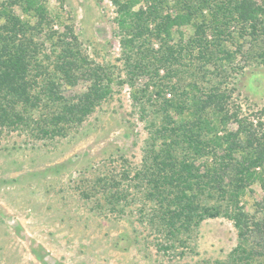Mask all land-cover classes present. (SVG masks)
<instances>
[{
	"label": "trees",
	"instance_id": "16d2710c",
	"mask_svg": "<svg viewBox=\"0 0 264 264\" xmlns=\"http://www.w3.org/2000/svg\"><path fill=\"white\" fill-rule=\"evenodd\" d=\"M109 2L122 72L91 57L49 0H0V135L63 136L127 85L147 130L141 160L82 194L118 210L131 195L165 253L192 249L204 220L225 217L236 244L207 264H264V107L251 115L234 100L247 68L264 66V0Z\"/></svg>",
	"mask_w": 264,
	"mask_h": 264
},
{
	"label": "rangeland",
	"instance_id": "374dc122",
	"mask_svg": "<svg viewBox=\"0 0 264 264\" xmlns=\"http://www.w3.org/2000/svg\"><path fill=\"white\" fill-rule=\"evenodd\" d=\"M49 5L73 22L91 57L122 72L109 0H49ZM239 83L234 100L244 112L252 115L264 107L263 65L247 68ZM84 86L81 82L65 94ZM112 91L63 136L36 137L21 129L0 135V264H207L225 258L235 246L233 222L216 217L196 229L192 249L157 251L131 195L118 210L99 194H82L102 173L119 177L141 160L145 121L133 110L127 85L119 89L115 82ZM123 186L131 188L127 182ZM249 189L244 201L252 212L261 191L258 183Z\"/></svg>",
	"mask_w": 264,
	"mask_h": 264
}]
</instances>
